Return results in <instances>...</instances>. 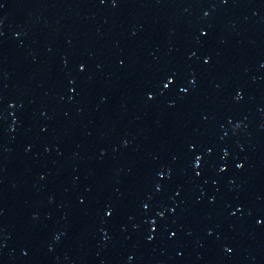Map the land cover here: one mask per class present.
Returning <instances> with one entry per match:
<instances>
[{"label": "water", "instance_id": "water-1", "mask_svg": "<svg viewBox=\"0 0 264 264\" xmlns=\"http://www.w3.org/2000/svg\"><path fill=\"white\" fill-rule=\"evenodd\" d=\"M0 264H264V0H0Z\"/></svg>", "mask_w": 264, "mask_h": 264}, {"label": "snow or ice", "instance_id": "snow-or-ice-1", "mask_svg": "<svg viewBox=\"0 0 264 264\" xmlns=\"http://www.w3.org/2000/svg\"><path fill=\"white\" fill-rule=\"evenodd\" d=\"M206 35V34H205ZM206 63H207V61H206ZM194 83V82H193ZM185 91H187V89H185ZM201 160H202V158H200ZM238 167H243V165L242 164H240V165H238ZM111 215V213H109V216ZM231 251V250H230Z\"/></svg>", "mask_w": 264, "mask_h": 264}]
</instances>
